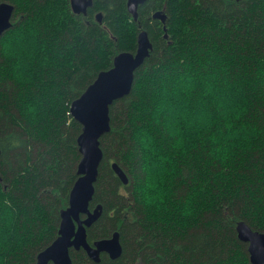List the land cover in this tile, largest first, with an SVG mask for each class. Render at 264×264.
<instances>
[{"label": "trees", "instance_id": "1", "mask_svg": "<svg viewBox=\"0 0 264 264\" xmlns=\"http://www.w3.org/2000/svg\"><path fill=\"white\" fill-rule=\"evenodd\" d=\"M4 0H0L3 2ZM127 0H93L86 15L72 11L70 0H13L11 26L39 24L48 29L53 66L38 71L33 83L19 85L10 62L0 58V195L9 193L28 220L26 246L10 256L9 264H35L37 254L57 236L60 212L78 177L76 138L81 125L69 106L95 79L112 66L121 51L136 49L137 34L146 30L152 49L145 61L171 67L183 60L196 66L209 50L223 59L230 77L243 87L244 121L261 135L247 151H238L227 167L214 165L200 150L184 159L167 147L163 130L153 128L157 142L173 158L168 211L149 213L138 188L143 183L142 149L138 131L146 127L137 110L147 83L135 71L129 95L110 106V131L100 138L103 158L89 208L101 204L99 219L87 228V241L118 231L122 253L100 262L70 249L73 264H250L247 244L238 240L236 224L246 222L264 232V0H146L133 20ZM165 22L152 18L157 10ZM101 14V22L95 16ZM52 13V15H49ZM62 14L59 31L50 22ZM165 27V30H164ZM8 30V29H7ZM6 30V31H7ZM166 31L167 37H164ZM190 85H185L189 87ZM40 99L42 118L26 119L23 103ZM194 105L211 107V97L193 93ZM204 116L190 111L186 119ZM116 162L128 177L123 184L113 171ZM194 195L197 214L181 217L177 206Z\"/></svg>", "mask_w": 264, "mask_h": 264}, {"label": "clouds", "instance_id": "2", "mask_svg": "<svg viewBox=\"0 0 264 264\" xmlns=\"http://www.w3.org/2000/svg\"><path fill=\"white\" fill-rule=\"evenodd\" d=\"M13 3V0H4ZM52 15V13H49ZM62 14L50 22L59 31ZM13 27L0 33V58L10 62L11 76L21 86L34 82L38 71L53 66L48 29L39 24ZM184 61L163 67L159 62L145 61L140 78L148 85L141 98L142 108L138 116L146 127L138 131L142 149L141 172L143 183L138 188L142 206L149 213L168 211L171 199V180L176 174L173 158L165 153L164 146L157 142L153 128L163 130L167 147L184 159L200 150L214 165L227 167L238 151H247L261 135L255 125L244 121L247 112L243 100V87L229 75L222 57L209 49L196 66L182 67ZM185 85H190L185 87ZM193 93L201 98L211 97V107L194 105ZM204 111V116L186 119L190 111ZM26 119L38 122L44 113L40 99L23 103ZM181 217L189 219L198 212L194 195H188L177 206ZM26 213L13 202L9 193L0 195V264H9L12 254L26 246Z\"/></svg>", "mask_w": 264, "mask_h": 264}, {"label": "water", "instance_id": "3", "mask_svg": "<svg viewBox=\"0 0 264 264\" xmlns=\"http://www.w3.org/2000/svg\"><path fill=\"white\" fill-rule=\"evenodd\" d=\"M146 0H127V11L133 20L138 18V7ZM93 0H70L74 13L86 15ZM14 6L0 2V33L11 26ZM101 22V14L95 16ZM152 18L165 22L166 13L161 9L152 13ZM165 30V27H164ZM164 37H167L166 31ZM152 49V43L144 29H140L133 52H118L112 66L97 73L95 79L69 106L70 115L81 125L76 138L80 159L77 165L78 177L69 194L68 205L60 212V222L56 238L36 256L35 264H73L70 249L84 250L93 262L100 261V253H107L111 259H117L122 253L118 231L107 238H101L90 245L86 239V229L100 217L102 206L97 204L93 209L89 204L94 194V184L98 177V168L103 158L100 138L110 129V106L114 101L130 94L135 71L140 68ZM111 167L123 184L128 177L124 170L112 162ZM238 240L247 244L250 264H264V232L253 230L246 222L239 221L235 227Z\"/></svg>", "mask_w": 264, "mask_h": 264}, {"label": "flooded vegetation", "instance_id": "4", "mask_svg": "<svg viewBox=\"0 0 264 264\" xmlns=\"http://www.w3.org/2000/svg\"><path fill=\"white\" fill-rule=\"evenodd\" d=\"M91 209H93V208H91ZM90 228V227H89ZM87 230V229H86ZM104 238H107V237H104ZM86 239H87V233H86ZM99 239H101V238H99ZM96 240H98V239H96ZM96 240H94V241H96ZM93 241V242H94ZM92 242V243H93ZM89 243V242H88ZM92 243H89L90 245H92ZM71 250H73L72 248H71ZM82 250V249H81ZM74 251V250H73ZM80 251V250H79ZM84 251V250H83ZM75 252H78V251H75ZM86 254V253H85ZM101 254H106V255H108L107 253H104V252H102V253H100V255ZM109 257V256H108ZM110 258V257H109ZM89 259V258H88ZM111 259V258H110ZM90 260V259H89ZM112 260H115V259H112ZM92 261V260H91ZM93 262V261H92ZM100 262V261H99ZM94 263H96V262H94ZM98 263V262H97Z\"/></svg>", "mask_w": 264, "mask_h": 264}]
</instances>
